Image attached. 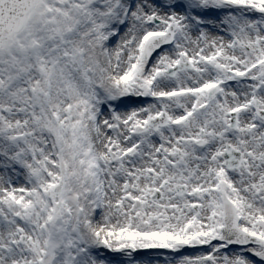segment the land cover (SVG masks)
<instances>
[{
  "label": "snow or ice",
  "instance_id": "6c2138e0",
  "mask_svg": "<svg viewBox=\"0 0 264 264\" xmlns=\"http://www.w3.org/2000/svg\"><path fill=\"white\" fill-rule=\"evenodd\" d=\"M0 264H264V0H0Z\"/></svg>",
  "mask_w": 264,
  "mask_h": 264
}]
</instances>
